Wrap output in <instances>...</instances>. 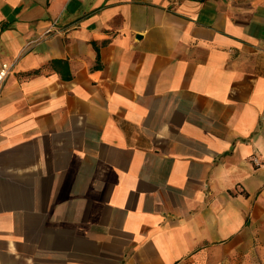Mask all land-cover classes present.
Instances as JSON below:
<instances>
[{"label": "crops", "instance_id": "crops-1", "mask_svg": "<svg viewBox=\"0 0 264 264\" xmlns=\"http://www.w3.org/2000/svg\"><path fill=\"white\" fill-rule=\"evenodd\" d=\"M16 57L0 264H264V0H0Z\"/></svg>", "mask_w": 264, "mask_h": 264}, {"label": "built area", "instance_id": "built-area-1", "mask_svg": "<svg viewBox=\"0 0 264 264\" xmlns=\"http://www.w3.org/2000/svg\"><path fill=\"white\" fill-rule=\"evenodd\" d=\"M49 30L50 29H48V31ZM25 47H27V45ZM18 59L19 57H16L13 60L8 61V62H0V93H1V89L4 85L6 78L8 77L10 73L13 72L15 65L18 63Z\"/></svg>", "mask_w": 264, "mask_h": 264}]
</instances>
